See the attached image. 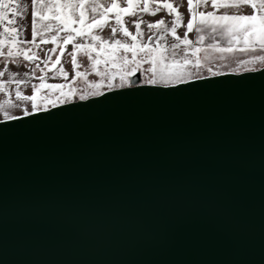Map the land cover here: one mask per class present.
<instances>
[{
    "label": "water",
    "instance_id": "water-1",
    "mask_svg": "<svg viewBox=\"0 0 264 264\" xmlns=\"http://www.w3.org/2000/svg\"><path fill=\"white\" fill-rule=\"evenodd\" d=\"M137 77L0 121V264H264V67Z\"/></svg>",
    "mask_w": 264,
    "mask_h": 264
},
{
    "label": "rangeland",
    "instance_id": "rangeland-1",
    "mask_svg": "<svg viewBox=\"0 0 264 264\" xmlns=\"http://www.w3.org/2000/svg\"><path fill=\"white\" fill-rule=\"evenodd\" d=\"M145 2H147V11L143 10ZM225 2L229 0H216L217 5ZM67 3L83 4L82 9L74 10V15L72 12L68 13L67 29H65V17L53 18L54 12L61 10L47 9L43 32L41 31L42 15L38 13L37 36H41L37 44L4 49L6 57H0V73H3L0 75V121L4 120L5 111L18 116L23 115V109L31 111V104L18 100L17 93L21 96L35 95L37 105L48 109L53 107V102L59 105L80 100L81 95L92 97L93 91H108L106 85L109 81L113 85L118 84L120 74L127 72L128 68H133V72L126 76L127 80L140 71L141 82L149 84L146 81L151 76V72L147 69L152 65L150 62H145L150 61L145 55L149 50H154L153 56L163 54L167 57L166 62L172 59L182 62L186 58L188 64L185 66V71L192 73V79L212 75L209 69L223 74L242 73L264 67V60L258 59L264 57V50L258 45L243 50V42L237 41L233 43L231 51H218L217 49L223 50L229 47L228 37L219 30L213 31V27L219 29V25L211 18L207 26L194 25L193 30L188 32L186 25L191 19L188 0H133L134 6L131 9H127V5L122 4V0H116L119 7H111L112 0H69ZM169 4L172 5L171 8L168 7ZM195 4L196 0H193L196 13L203 12L207 15L211 12L217 17L223 13L244 15L253 11L250 3L227 9L214 8L211 0H206L199 7H195ZM94 5L99 7L94 8ZM106 5H108L107 11ZM81 11L83 20L80 19ZM132 12L136 15H131ZM177 16L181 17V22L177 25L174 35L166 29L171 28ZM118 19L119 23H117ZM133 21L139 24V30ZM160 21L164 23L159 24ZM150 23L156 26L149 28ZM49 24L52 25L51 28L46 27ZM57 25L59 28L56 27ZM196 27H201L202 30L197 32ZM113 28L117 29L115 35L112 34ZM69 29L72 30L70 41L66 39ZM125 29L131 35H124ZM185 33H187L186 37ZM117 41L120 43H116ZM76 44L82 47L74 48ZM173 45L178 47L174 48ZM134 53L135 60H133ZM72 57H75V61ZM122 57L127 58V64L122 61ZM197 61H199L198 66H194ZM93 63H95L94 68ZM137 63L138 70H136ZM76 73L81 75L77 76ZM97 83L101 84L99 89L94 87ZM115 88L117 87H113Z\"/></svg>",
    "mask_w": 264,
    "mask_h": 264
},
{
    "label": "snow or ice",
    "instance_id": "snow-or-ice-1",
    "mask_svg": "<svg viewBox=\"0 0 264 264\" xmlns=\"http://www.w3.org/2000/svg\"><path fill=\"white\" fill-rule=\"evenodd\" d=\"M32 6H33V15H35V8L38 4V0H31ZM206 0H196L195 7H199L202 3H205ZM212 6L219 7V8H238L242 5L251 4V7L253 9L251 14H244V15H229L228 13H223L220 16H214L213 13L209 12L207 15L205 13H196L194 11V5L193 0H188V7L189 12L191 13V19L187 22V30L188 32H191L193 30L194 25H201V26H207L209 18L215 20L217 24L219 25V29L216 27H213V31L219 30L221 33L226 35L228 37V44L229 47L227 49H217L218 51H231L232 46L234 42L242 41L244 44L243 50H248L249 46L252 48H255V46H259L261 50H264V0H229V2L220 3L217 5L216 0H211ZM122 4L127 5V9L133 8V0H122ZM7 7V6H5ZM41 8H47L48 10H54L59 9L60 12H54L53 18L59 19L61 16L65 17V29L68 28V13L72 12V14H75L74 10L82 9L83 4L82 3H65V4H58V3H50L49 5H43L40 4ZM94 8L99 7V5H94ZM111 7H119L116 3V0H112ZM169 8L172 7L171 4L168 5ZM105 10H108V6H105ZM126 10V9H125ZM144 11L148 10L147 2L144 4ZM159 9H157L158 11ZM119 15V14H118ZM131 15L135 16L136 13L132 12ZM199 16V19L197 17ZM44 17L42 16L41 19ZM80 19L83 20V12H80ZM93 20H95V17H93ZM181 22V17L177 16L175 21H173L171 28L166 29L168 31H171L175 35V29L177 25ZM117 23H119V19L117 20ZM135 27L137 30H139V24L133 21ZM159 24H163L164 21L158 22ZM156 24L150 23L148 25L149 28L155 27ZM46 27L51 28L52 25H47ZM59 28V25L56 26ZM63 30V29H62ZM201 27H196V31H201ZM35 32V29H33ZM71 31L69 29L68 36L66 37L67 40H71ZM117 29H112V34L115 35ZM124 35H131L126 29L123 31ZM187 33H185L186 37ZM94 39H100V37H93ZM177 39H180L177 37ZM186 42V41H185ZM116 43H120L117 41ZM123 46V45H122ZM82 45L76 44L74 45V48H80ZM173 47H178V45H173ZM154 50H149L145 55L146 57L150 58L149 60H146L145 62H150L152 67L147 69V71L151 72V76L148 78L146 83L149 84H161L164 86L166 90L169 91H177L178 89L175 88H169V85H185L188 86L189 80L193 78L191 72L185 71V66L188 64V60L185 58L182 62L177 61L175 59H172L171 61H167V57H165L163 54H158L156 56H153ZM9 55H11V52L9 51ZM71 55V54H69ZM27 58V57H26ZM73 61H75V57H72ZM91 59V57H89ZM122 61L127 64V58L122 57ZM260 60H264V57H258ZM133 60H135V53L133 54ZM199 61L196 62V65L198 66ZM95 67V63H93V68ZM139 69V64H136V70ZM212 75L218 76L222 75V73L219 72H212L211 69H209ZM133 72V68H128L127 72H123L120 74V82L116 85H113L111 81L106 85L108 91H111L113 87L117 88H125L129 87L132 88L135 86L136 83H138L139 78L137 77L136 81H130L126 79V76L131 75ZM0 75H3V73H0ZM77 76H80L81 73H76ZM196 79H203L202 77H196ZM19 83V81H17ZM96 89H99L101 87V84L97 83L94 85ZM93 96H104L103 91H93L91 93ZM17 99L27 101L31 104V111H28L27 109H23V116L32 117L34 112L37 111H44L47 112V108L38 106L36 103V97L35 95L28 96L24 95L21 96L20 93H17ZM81 100L87 99V96L81 95L79 97ZM15 107H19V105H14ZM52 106L55 107V103H52ZM4 121H14L16 123H23V119L21 116L18 115H11L8 111L4 112L3 115ZM2 126H9V124L5 123Z\"/></svg>",
    "mask_w": 264,
    "mask_h": 264
},
{
    "label": "crops",
    "instance_id": "crops-1",
    "mask_svg": "<svg viewBox=\"0 0 264 264\" xmlns=\"http://www.w3.org/2000/svg\"><path fill=\"white\" fill-rule=\"evenodd\" d=\"M67 1L69 0H38L35 15H33L31 0H0V57H6L4 52L6 48L33 46L38 43L41 36H37L38 13L45 18V11H47V8H41L40 4L49 5L60 2L65 4ZM44 18L41 21L42 32Z\"/></svg>",
    "mask_w": 264,
    "mask_h": 264
}]
</instances>
